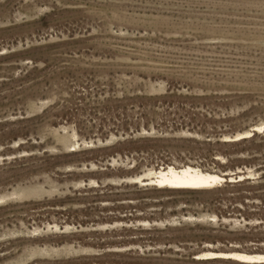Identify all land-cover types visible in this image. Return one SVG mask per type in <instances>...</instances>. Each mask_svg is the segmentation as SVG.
I'll return each instance as SVG.
<instances>
[{"label": "rangeland", "instance_id": "obj_1", "mask_svg": "<svg viewBox=\"0 0 264 264\" xmlns=\"http://www.w3.org/2000/svg\"><path fill=\"white\" fill-rule=\"evenodd\" d=\"M188 164L230 178L147 181ZM233 248L264 252V0H0V264Z\"/></svg>", "mask_w": 264, "mask_h": 264}, {"label": "bare ground", "instance_id": "obj_2", "mask_svg": "<svg viewBox=\"0 0 264 264\" xmlns=\"http://www.w3.org/2000/svg\"><path fill=\"white\" fill-rule=\"evenodd\" d=\"M261 127L259 125L258 129L260 130ZM147 175H154L147 180L148 182H152L151 185L159 189L168 188L172 191H190L191 189L205 191L210 187L223 183L225 179L228 181L230 178H226V176H221L215 172L203 171L189 164L178 167L169 166L168 168H163V170L149 172ZM231 178L234 179L236 176H231ZM213 217L216 218L215 215ZM200 255L202 256V260L224 259L230 260L235 264H264V252L252 253L243 249L238 250L233 248L225 251L207 249Z\"/></svg>", "mask_w": 264, "mask_h": 264}]
</instances>
